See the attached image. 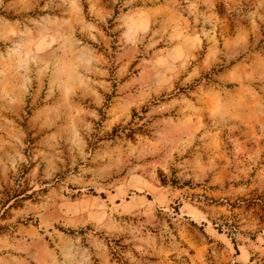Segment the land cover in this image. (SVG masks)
Returning a JSON list of instances; mask_svg holds the SVG:
<instances>
[{"label": "rangeland", "instance_id": "374dc122", "mask_svg": "<svg viewBox=\"0 0 264 264\" xmlns=\"http://www.w3.org/2000/svg\"><path fill=\"white\" fill-rule=\"evenodd\" d=\"M0 264H264V0H0Z\"/></svg>", "mask_w": 264, "mask_h": 264}]
</instances>
